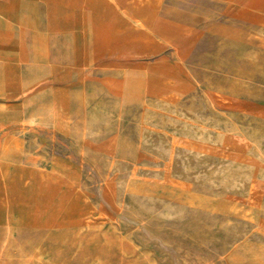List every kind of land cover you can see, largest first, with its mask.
<instances>
[{"label":"rangeland","instance_id":"374dc122","mask_svg":"<svg viewBox=\"0 0 264 264\" xmlns=\"http://www.w3.org/2000/svg\"><path fill=\"white\" fill-rule=\"evenodd\" d=\"M90 1L0 0V264H264V0Z\"/></svg>","mask_w":264,"mask_h":264},{"label":"bare ground","instance_id":"6f19581e","mask_svg":"<svg viewBox=\"0 0 264 264\" xmlns=\"http://www.w3.org/2000/svg\"><path fill=\"white\" fill-rule=\"evenodd\" d=\"M89 1H90V0H89ZM91 1H92V0H91ZM91 1H90V2H91ZM98 2H99V1H98ZM113 2H114V1H113ZM94 4H95V3H94ZM139 5H140V3H139ZM11 6H12V5H11ZM80 7H81V6H80ZM88 7H89V6H88ZM88 7H87V8H88ZM95 7H96V6H95ZM89 8H90V7H89ZM91 8L93 9L92 6H91ZM90 11H91V10H90ZM121 12H123V11H121ZM94 14H95V13H94ZM122 14H124V13H122ZM152 15H153V14H152ZM125 16H126V14H125ZM134 17H135V16H134ZM127 18H128V17H127ZM128 19H129V18H128ZM131 19H132V18H131ZM135 19H136V18H135ZM131 21H133V19H132ZM133 22H134V21H133ZM137 22H139V25L142 24L140 19H137ZM139 25H138V26H139ZM148 25H149V24H148ZM142 26H143V25H142ZM0 105H1V104H0ZM5 148H6V147H5ZM6 149H7V148H6Z\"/></svg>","mask_w":264,"mask_h":264}]
</instances>
